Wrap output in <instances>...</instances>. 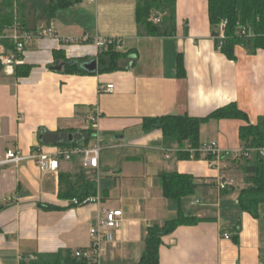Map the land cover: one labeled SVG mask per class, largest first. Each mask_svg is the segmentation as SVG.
<instances>
[{
    "label": "crops",
    "instance_id": "obj_1",
    "mask_svg": "<svg viewBox=\"0 0 264 264\" xmlns=\"http://www.w3.org/2000/svg\"><path fill=\"white\" fill-rule=\"evenodd\" d=\"M15 1L25 28L21 32L16 26L7 40L14 42L12 37L24 32L34 39L13 74L0 62V161L10 151L29 158L88 145L92 133L102 151L97 169H84L80 157L62 162L56 173L41 172L33 159L0 166V264L88 248L90 230L105 210H120L122 218L109 232L100 264H138L148 229L180 212L208 221L166 237L160 264H264V206L255 218L239 203L245 187L237 156L244 148L243 124L211 120L201 130V143L215 142L223 152V176L233 181L223 192L215 186L220 173L209 162L182 160L175 140L157 128L143 129L146 118H205L230 104L256 124L264 117V50L255 49L252 35L230 61L217 49L207 0H176L175 31L160 25L165 33L160 37L139 36V0H82L55 11L57 0ZM48 30L53 34L43 35ZM101 39H119L123 52L136 51V66L108 74L65 72V62L98 61L95 41ZM16 66L30 67L29 74L17 75ZM108 86L114 90H103ZM94 111L100 118L92 132L88 118ZM80 172L85 201L62 198L76 188ZM165 173L190 175L198 188L180 202L167 199L160 181Z\"/></svg>",
    "mask_w": 264,
    "mask_h": 264
},
{
    "label": "trees",
    "instance_id": "obj_2",
    "mask_svg": "<svg viewBox=\"0 0 264 264\" xmlns=\"http://www.w3.org/2000/svg\"><path fill=\"white\" fill-rule=\"evenodd\" d=\"M82 0H57L52 9L69 8ZM208 15L213 29V37L217 49L220 46L219 36L222 24L225 22L223 44L219 50L228 60H236V47L254 38L256 50H264V0H207ZM21 7L15 0H0V46L5 49L7 55L10 52L15 58H22L17 54L14 42L7 40V33L16 26L21 32L25 28V20L22 16ZM137 25L140 37H160L165 35L160 25H167L169 32L175 31L176 0H139L137 5ZM161 15V16H159ZM154 18H161L159 24L154 23ZM245 30L246 34H242ZM58 58L60 54L56 55ZM136 51L123 52L116 49L114 44H109L98 55L97 74H108L128 71L137 64ZM85 61L65 62V72L70 75L96 74L84 69ZM183 61H178L180 74L183 70ZM16 74L27 76L30 67L16 66ZM211 120H235L243 125L240 128L239 138L245 148H264V117L252 124L248 114L238 108L236 104H230L212 112L205 118L166 115L158 118H146L143 129L150 131L159 129L164 137L175 140L180 146L179 157L182 160H190L189 148L198 149L201 143V130L204 124ZM91 139V133L87 136V144ZM196 154V160H200ZM242 159V160H241ZM244 174L245 187L239 195V203L242 209L255 218L259 217L260 209L264 206V157L259 153L254 154L252 159L240 157ZM239 162V161H238ZM243 163V164H242ZM78 185L72 191L61 196L64 199H80L85 201L83 190V173L77 176ZM164 196L180 202L182 199L194 194L198 184L190 175L165 173L160 176ZM227 191V190H226ZM47 210H58L47 207ZM208 221L199 219L193 215L180 212L177 218L166 222L163 226H152L148 229L145 237V249L138 264H160V249L164 239L172 235L178 228L193 226ZM234 241L238 243L240 228H235ZM37 264H76L71 251L59 252L53 255L40 257Z\"/></svg>",
    "mask_w": 264,
    "mask_h": 264
},
{
    "label": "built area",
    "instance_id": "obj_3",
    "mask_svg": "<svg viewBox=\"0 0 264 264\" xmlns=\"http://www.w3.org/2000/svg\"><path fill=\"white\" fill-rule=\"evenodd\" d=\"M89 2H95L96 0H87ZM161 18H154V23L159 24ZM226 23L224 22L221 27L219 41L220 46L223 44L225 38L224 27ZM53 34L52 30L44 31L43 35L51 36ZM242 34H246V31L243 30ZM34 39L33 34L29 32H24L21 34H15L12 37V40L16 44L17 54H23L26 48V45ZM86 40V39H84ZM78 42L76 40H68V43ZM109 44H114L116 49L122 51V42L119 39H109V40H96L95 45L99 49V52L105 49ZM0 62L5 67L6 72L13 74L14 65L21 64V60L15 58V56H9L6 54L5 49L0 46ZM107 92H112L114 86H108L103 88ZM99 114L97 111H94L89 115L88 122L91 125V128L94 130L98 127ZM92 141L88 145L75 146L73 148H60L54 154H50L44 151H39L34 153L31 157L26 158L18 151L8 152L5 160L0 161V166L6 164H19L20 162L26 159H33L38 168L43 173H56L59 172L62 166V162H71L75 157H80L82 160V166L84 169H97L99 167L100 155L102 151L101 144L98 139L95 138L94 133H92ZM190 153V159L195 160L196 154H199L201 159L209 162L210 167L214 170H217L220 173L215 186L220 191H226L233 186L232 180H227L223 176V171L225 166L222 165V150L217 143H206L202 144L200 148L188 149ZM259 153L261 157H264V148L262 149H253V148H241L237 152V156L251 158L252 154ZM87 202H96V200H89ZM76 205H79L78 200H74ZM122 218V212L120 210H105L101 214L100 222L98 227L92 228L90 230L91 244L88 248L77 250L73 253V259L76 261V264H100L102 255L105 252V243L109 236V232L118 228L119 223ZM225 239H230L231 237L228 234L224 235ZM38 258L31 256L29 258H23L21 264H37Z\"/></svg>",
    "mask_w": 264,
    "mask_h": 264
},
{
    "label": "water",
    "instance_id": "obj_4",
    "mask_svg": "<svg viewBox=\"0 0 264 264\" xmlns=\"http://www.w3.org/2000/svg\"><path fill=\"white\" fill-rule=\"evenodd\" d=\"M63 66H59L57 68H54L56 71H61ZM84 69L90 73H96L98 70V62L92 61L88 64L84 65Z\"/></svg>",
    "mask_w": 264,
    "mask_h": 264
},
{
    "label": "rangeland",
    "instance_id": "obj_5",
    "mask_svg": "<svg viewBox=\"0 0 264 264\" xmlns=\"http://www.w3.org/2000/svg\"><path fill=\"white\" fill-rule=\"evenodd\" d=\"M203 136V135H202ZM204 138H206V135L204 134V136H203ZM253 156H254V154H252V156H251V158H253Z\"/></svg>",
    "mask_w": 264,
    "mask_h": 264
}]
</instances>
